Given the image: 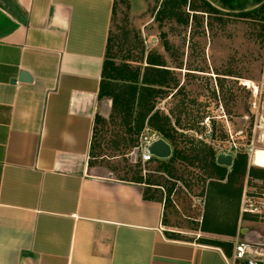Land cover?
Wrapping results in <instances>:
<instances>
[{"label":"crops","instance_id":"1","mask_svg":"<svg viewBox=\"0 0 264 264\" xmlns=\"http://www.w3.org/2000/svg\"><path fill=\"white\" fill-rule=\"evenodd\" d=\"M9 1L18 14L0 0V264L232 263L233 249L172 235L147 184L92 173L116 0ZM207 1L230 14L264 4Z\"/></svg>","mask_w":264,"mask_h":264},{"label":"rangeland","instance_id":"2","mask_svg":"<svg viewBox=\"0 0 264 264\" xmlns=\"http://www.w3.org/2000/svg\"><path fill=\"white\" fill-rule=\"evenodd\" d=\"M162 2L116 0L111 58L117 65L129 62L145 67L148 55H161L172 72L170 79L179 83L181 92L172 97L177 89L167 90L170 96L159 100L157 109L178 129L179 147L202 150L207 146L218 154L239 146L249 158V168L264 171L253 166L251 154L246 152L253 147L264 149L263 15L242 18L229 13H198L192 19L195 13L191 12L189 25L184 26L157 15ZM183 11L190 13L188 7ZM253 84L259 92L245 86ZM97 117L92 173L106 175L113 171L122 179L143 177L162 185L164 189H152L150 194L163 201L167 198L166 217L173 227L172 235L193 242H234L238 235L246 238L239 233L247 229L264 240V216H242L240 209L244 193L249 198L264 199V180L247 174L239 204L237 197L226 200L217 191L216 185L226 184L227 179L209 178L201 164L191 167L178 161L176 169L182 180L157 172L162 160L132 165L128 154L136 143L128 146V128L121 112H115L112 100L100 101ZM178 118L180 124L176 125ZM208 132L211 139L205 137ZM236 227L235 237L213 233Z\"/></svg>","mask_w":264,"mask_h":264},{"label":"trees","instance_id":"3","mask_svg":"<svg viewBox=\"0 0 264 264\" xmlns=\"http://www.w3.org/2000/svg\"><path fill=\"white\" fill-rule=\"evenodd\" d=\"M185 7L189 8L190 13L183 11ZM191 12L195 13L192 19L198 16V13H206L208 15L224 14V12L214 8L207 0H163L157 15L162 20L164 18L173 19L184 26H188ZM260 14L263 15L264 18V4L249 12L239 14L229 13L227 15L249 18ZM112 43V37L110 36L103 66L99 98L100 100H112L115 112H121L124 125L128 128V139H126V141L130 142L128 146H132L135 143L137 145V140L147 123L173 148L171 158L160 161L156 168L157 172L167 175L172 180H182L183 178H180L176 169L178 161H182L183 163L186 162L191 167L201 164L204 171L210 174L209 178L219 181L227 179L226 184L216 185L218 186L216 187L218 188V193L225 197L226 200L237 197L240 204L243 184L247 174L253 178L264 180V175L261 174L264 171L254 167L249 168V158L247 154H239L234 160L230 170L216 163L217 153L211 147L203 146L202 150L193 148H184V150H182L178 142V129L172 125L169 116L157 109L158 101L170 96L167 90L169 91L171 88L177 89V92L173 94L172 97L178 92H181L179 83L175 80L173 83L172 79H170L172 72L167 69L165 60L161 55L152 53L147 56L145 67L142 65L132 66L129 62L117 65L111 58ZM99 120L100 118L96 117V122ZM179 124L180 120L178 118L176 120V125ZM93 148L94 146L92 145V150ZM211 175L215 177H211ZM134 182L147 184L148 192L154 189L152 186H156V184L152 183L151 179H144L143 177L137 178ZM157 185L164 189L162 185ZM147 191L145 198L153 199L147 195ZM172 191L173 187L169 188V194H171ZM165 202H167V198ZM205 232H207V230H205ZM213 233L235 237L237 227L231 231H218ZM204 243L219 247L228 255L232 253L233 243L231 241L204 240Z\"/></svg>","mask_w":264,"mask_h":264},{"label":"built area","instance_id":"4","mask_svg":"<svg viewBox=\"0 0 264 264\" xmlns=\"http://www.w3.org/2000/svg\"><path fill=\"white\" fill-rule=\"evenodd\" d=\"M254 86L255 84L247 87L252 88L256 93L259 92L258 87L256 90ZM205 137L211 139L212 134L208 132L205 134ZM160 139H163L162 136L146 123L137 145L133 147L128 154L129 162L133 165L145 166L154 159H157L151 154L150 147ZM257 150L258 149L254 147L253 149L246 150L248 155L251 154L250 162L252 161V156ZM222 154L225 156H232L234 161L239 154H242V151L239 146H234L228 150H221L217 156ZM229 169L231 170V167ZM240 209L242 216L249 214L262 217L264 216V199L249 198L246 196V193H244ZM230 264H264V240L260 237L258 241L250 242L246 238L240 239V235H238L233 245L232 263Z\"/></svg>","mask_w":264,"mask_h":264},{"label":"water","instance_id":"5","mask_svg":"<svg viewBox=\"0 0 264 264\" xmlns=\"http://www.w3.org/2000/svg\"><path fill=\"white\" fill-rule=\"evenodd\" d=\"M3 1L8 5V7H10L12 9V11L17 13L16 9L12 6V4L9 0H3ZM19 80L23 81V82H31L32 78L27 72H22L20 77H19ZM12 83H15V81L13 80ZM150 152L158 160H167V159L171 158L173 150H172V147L169 143H167L164 139H160L159 141L155 142L150 147ZM216 163L219 166L230 168L233 166L234 161H233L232 156H225L222 154V155L217 156ZM253 166H255V165L253 164ZM109 177L113 178V175L110 174ZM240 234L243 236H246V239L250 242L251 241H258L260 238L259 236L257 237L256 235L249 234L247 229L241 230Z\"/></svg>","mask_w":264,"mask_h":264},{"label":"bare ground","instance_id":"6","mask_svg":"<svg viewBox=\"0 0 264 264\" xmlns=\"http://www.w3.org/2000/svg\"><path fill=\"white\" fill-rule=\"evenodd\" d=\"M251 84V83H250ZM245 86H251V85H245ZM257 90V86H254ZM252 164H254L257 167L264 168V149H258L254 155L252 156Z\"/></svg>","mask_w":264,"mask_h":264}]
</instances>
